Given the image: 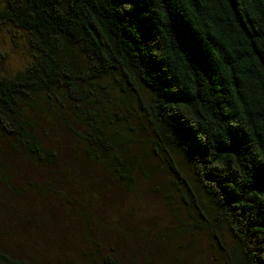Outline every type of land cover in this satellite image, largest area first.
<instances>
[{
    "label": "trees",
    "instance_id": "trees-1",
    "mask_svg": "<svg viewBox=\"0 0 264 264\" xmlns=\"http://www.w3.org/2000/svg\"><path fill=\"white\" fill-rule=\"evenodd\" d=\"M0 24L32 51L0 70V264H151L157 243L189 264L199 233L212 264H264V0H0ZM140 180L172 222L104 217L107 184Z\"/></svg>",
    "mask_w": 264,
    "mask_h": 264
},
{
    "label": "rangeland",
    "instance_id": "rangeland-1",
    "mask_svg": "<svg viewBox=\"0 0 264 264\" xmlns=\"http://www.w3.org/2000/svg\"><path fill=\"white\" fill-rule=\"evenodd\" d=\"M31 56L32 51L27 36L13 27H6L0 24V70L7 75H13L28 64L31 60ZM100 173L102 175V172ZM148 184L149 183H146L144 180H140L138 188H136L137 190L130 193L129 196L126 195V198H123L119 186L110 181V183L107 184L108 187L105 188L106 196L99 200V209L104 217L108 218L116 214L119 216V210H124L126 219L133 220L135 225L138 223L136 219L129 216L127 212L128 207L131 212L134 213V211H136V214H138L139 225H143L144 223L147 224L153 216H162L163 214L167 216L165 217L167 222H172L171 217L166 214V205L162 198L154 195L152 192H146ZM116 197L119 198V202L121 203H118ZM121 204L123 206L122 208ZM197 238L200 245L199 249L202 250V257H196L195 250L193 249L185 251L182 254L189 257V264H200L202 261L206 264H212L214 253L212 252L210 242L207 237L201 233L197 235ZM133 242L136 244L141 243L139 240H134ZM183 242L184 241L181 240L176 241V244L181 245ZM168 244L174 245L173 240H169ZM156 247L154 254L155 262L151 264H164V257L161 256V254L164 252V249L168 247L162 248L160 243H157ZM143 256V259L141 257L139 259L140 264H148L146 262L147 251L143 252Z\"/></svg>",
    "mask_w": 264,
    "mask_h": 264
}]
</instances>
